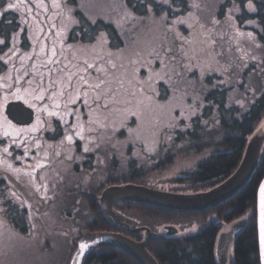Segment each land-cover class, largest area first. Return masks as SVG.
Instances as JSON below:
<instances>
[{"label":"rangeland","instance_id":"obj_1","mask_svg":"<svg viewBox=\"0 0 264 264\" xmlns=\"http://www.w3.org/2000/svg\"><path fill=\"white\" fill-rule=\"evenodd\" d=\"M224 1L187 0L189 11L183 15H180V10L177 13L186 22L176 24L174 28L171 21L175 16L170 15L166 22L162 18L164 13L154 8L151 14L146 9L145 15L137 16L126 6L125 0H60V8H54L52 0H43V8L37 7L40 0H24L19 9L4 13L0 24L4 19L3 22L8 25L0 30V39L10 43L11 38L15 37L21 55L31 53L33 45L38 52L41 43L50 48L53 41H57L59 49L61 38L56 36V32L61 29L63 43L76 48L94 43L95 37L104 33L108 43L103 46V52L97 46L96 52L82 51L80 57L91 59L95 55L106 56L110 50L117 64L125 66L120 70L121 73L126 70V80H131L133 84L146 80L150 72L160 73V78H153L154 88L159 95L153 96L150 108L138 106L133 99L131 104L117 105L118 110L107 120L102 117L97 120L93 114L92 119L97 122L91 125L93 131H85L79 155L72 157L66 148L45 144V151L50 152L53 148L49 147L55 145V149L59 148L66 156L65 163H61V170L65 171V185L55 190L53 199L44 201V209L41 200L31 199L22 188L16 190L20 197L16 201L21 208L13 212L27 214L24 213V209H27L28 214H34V218L28 217L30 228L26 235L19 234L14 225L3 218L6 211L2 208L4 200H0V264H68L72 245L78 241L77 237L83 232L80 231L82 226L90 218L83 201L79 198L75 202L68 199L67 194L73 187L84 185L82 189L88 190L89 185L93 184L91 187L96 188L98 182L104 181L123 185L120 180L112 182V179L125 180L130 173L135 175L140 171L138 174L143 173V181L134 180L125 184L153 187L172 193H190L185 185L174 184L172 180L185 171H192L198 161L208 158L214 150L206 147L210 143L208 138L203 139L206 141H203L202 146L196 149L191 147L194 145L188 132L198 128V132L204 136L203 132L218 129L220 114L225 112L228 115L233 109L238 110L236 117L240 118L264 91L263 47L254 38V32L238 28L236 21L228 18L241 13L237 2L232 6L227 4L230 6L225 9V17L217 19L216 15ZM7 2L0 0V5L6 6ZM11 2L20 3V0ZM69 8L72 10L71 18ZM0 12H3V7H0ZM129 13L135 19H131ZM245 23L252 25L251 21ZM105 25L113 29V36L118 37L114 42L110 38L111 32L104 28ZM41 28L43 31H40ZM7 30L10 32L4 36ZM238 32L244 33L243 37ZM249 32L253 33L252 39L247 36ZM169 48L175 59L165 55ZM181 49L187 53L186 56ZM0 55L3 53L0 52ZM13 63L15 68L21 67L18 57L14 61L10 60L0 70V77L5 78L0 80V84L10 82L7 80L8 75L14 78L20 74L15 71ZM32 63H36L35 58L25 61L29 71ZM223 88L227 90L219 94ZM4 94L0 89V101ZM80 112L87 128L88 110L83 107ZM133 112L136 114L133 115ZM4 116L5 107L0 109V140L4 139ZM69 118L66 117L67 120ZM60 124L51 120V127L38 131L40 134L36 139L41 140V132L44 131H50V137H54L60 130ZM262 125L264 116L253 135L264 136ZM62 126L65 129L64 124ZM61 141H64V134L63 138L59 137L54 143ZM8 144H11V140H4L0 149ZM85 145L89 148L87 152L84 151ZM198 149L202 151L196 156ZM0 154L4 160L0 167L6 171L16 169L11 164L14 162L9 158L10 155L2 151ZM73 163L79 164L77 169H74ZM158 163L161 165L155 166ZM8 164L12 165V169H8ZM30 165L32 167L33 163ZM105 184V187L109 186ZM17 223L23 226L20 221ZM165 226L157 227L154 231L162 233ZM176 228L182 235L195 233L198 229L196 224ZM225 249L228 264L232 258L231 243H227Z\"/></svg>","mask_w":264,"mask_h":264},{"label":"trees","instance_id":"obj_2","mask_svg":"<svg viewBox=\"0 0 264 264\" xmlns=\"http://www.w3.org/2000/svg\"><path fill=\"white\" fill-rule=\"evenodd\" d=\"M236 2L239 4L241 13L231 16L230 19L236 21L238 28H245L254 32V38L260 43L264 51V0H251L256 9L255 11H250L247 8L246 4L249 0H225L220 7L218 15H216L217 19L220 20L225 17V9L230 6L227 4L232 6ZM125 4L134 15L143 16L146 13V7L142 4V0H125ZM174 7L179 8L180 15L189 11L187 0H183V2L178 0ZM3 21L4 19L0 24L1 31L4 25H8ZM246 21H251L252 25L248 26L245 23ZM104 28L109 33L111 32L110 38L114 42L118 37L113 36V29L106 25ZM9 32L7 30L4 36L9 34ZM249 64L251 65L252 63ZM223 90L227 89L218 90L219 94H222ZM237 113L238 110L233 109L228 115H225V112L220 114L219 128L210 132H203L204 136L198 132V128L194 129V132L193 130L188 132L189 139L194 145L191 147L196 149L202 146L204 144L203 141H206L203 139L208 138L210 143L208 142L206 147H212L214 152L208 158L198 161L192 171H185V173L180 174L179 177L172 180V183L185 185L187 192L190 193L204 192L223 182L235 171L241 161L247 141L253 135L256 126L264 116V91L261 92L255 102L240 118L236 117ZM201 151L198 149L195 155H199ZM159 165L161 164H155V166ZM139 172L135 175L130 173L125 180L121 178L112 179V182L118 180L124 184L134 180L141 182L143 181V173L138 174ZM263 176L264 144L261 148L256 168L248 183L234 197L216 207L188 212L124 201L117 202L114 205V210L131 221L134 228L139 226L151 230V240L146 249L158 264H217L215 259L216 239L219 233L230 225L233 227L238 225L239 231L231 241L232 258L228 264H259L255 205L256 190ZM105 182L109 186L116 185L113 183H110V185L108 181H104L98 182L96 188L91 187L93 184L89 185L88 190L82 189L84 185L73 187L69 193L68 189V199L75 202L79 198L80 201L85 203L89 213L90 218L84 223L80 231L88 233L120 232L135 241H139L142 237V232H126L116 227L99 210L96 197L105 188ZM78 191H80V194L76 195ZM10 218L9 216L7 217V219ZM11 221L15 223L20 221L22 223L23 226L18 227L17 232L19 234H28L29 229L27 230L24 227L25 223L21 215L16 218L12 217ZM189 224L197 225L198 229L195 233L182 235L178 229L179 232L176 236H166L163 233L158 234V232L154 231L155 228L162 225L180 227ZM80 236L77 237V240L80 239ZM72 246L71 252L75 249L76 243ZM84 264L137 263L121 251L101 247L91 251L86 257Z\"/></svg>","mask_w":264,"mask_h":264},{"label":"snow or ice","instance_id":"obj_3","mask_svg":"<svg viewBox=\"0 0 264 264\" xmlns=\"http://www.w3.org/2000/svg\"><path fill=\"white\" fill-rule=\"evenodd\" d=\"M180 2H183V0H180ZM21 3H24V0H20V3H13L8 0L6 6L0 5V7H3V12H0V19L3 18L4 13L19 9ZM177 3L178 0H142V4L146 7L148 13L151 14L153 8H155L157 11L164 13L162 18L166 22H168L170 15L175 16L176 18L171 21L173 28L176 24L186 22L177 15L179 9L173 7ZM52 6L60 8L62 5L60 0H52ZM191 6L198 7L199 5ZM37 7H44L43 0H40ZM247 8L250 11L256 10L251 0H249ZM71 11L69 8V18H71ZM129 16L131 19H135V16H132L131 13H129ZM52 27H55V25ZM21 31H24V29H21ZM40 31H43V29L41 28ZM237 34L241 37L244 35L241 32ZM56 36L61 38L59 49L57 48V41H53L50 48L41 43L37 52L35 45H33V51L23 55L19 53L15 37L11 38L10 43L6 42L5 39H0V52L3 53V55H0V61H2L0 70H3V66L7 65L10 60L14 61L17 57L21 65V67L15 68L13 63L15 71L20 74L14 78L8 75L7 80L10 82L6 85L0 84V89L5 92L2 101H8L9 97H14L32 109L36 115L35 123L27 128L17 127L8 120L7 116H4V130L2 132L4 139L0 140V144L7 139L11 140V144L4 146L0 151L11 155L9 148L12 144L17 148L23 147V155L15 157L18 160L29 158L31 149L28 142L36 139L34 134L41 129L46 130L51 127L50 118L52 117H56L65 125L64 140L71 144L73 143V135L69 134L70 132H74L75 136L82 140L85 139V131H93L91 125L101 117L107 120L114 111L118 110L117 105L121 103L131 104L134 99L138 106L150 108L153 96L159 95L154 88L155 81L153 78L159 79L160 73L150 72L146 80L136 81L133 84L131 80H126V70L121 73L120 70L124 69L125 66L117 64L110 50L106 56L95 55L91 59L86 56L80 57L79 53L82 51L96 52L97 46H100L102 53L103 46L108 43L104 33L96 36L94 43L87 46L81 45L79 48L63 43V29L57 31ZM247 36L252 39L253 33L249 32ZM36 39L39 40L40 38L36 37ZM5 48H7V51H4ZM181 52L183 55H187L183 49H181ZM165 55L175 59L171 48L165 52ZM34 58L37 62L30 65L31 71H29V66L25 65V61ZM161 63L163 64V61ZM3 79L5 78L0 77V80ZM2 101H0V109L5 106ZM81 106L88 110L87 128L82 119L83 114L80 112ZM93 114L96 115L97 120L92 119ZM132 114L135 115L136 113L133 112ZM66 117H72L75 122L70 123ZM40 146L39 140L36 139L35 147L39 148ZM84 151H89L87 145H85ZM42 166L37 162L36 167ZM7 167L12 169L11 164H8ZM14 171L19 172L20 169L17 168ZM26 175L31 176V173H26ZM39 190V187H37L36 191L39 192ZM259 193L261 255H264V184L260 185ZM12 195L15 196V193H12ZM86 247V244H81L80 250L83 251Z\"/></svg>","mask_w":264,"mask_h":264},{"label":"water","instance_id":"obj_4","mask_svg":"<svg viewBox=\"0 0 264 264\" xmlns=\"http://www.w3.org/2000/svg\"><path fill=\"white\" fill-rule=\"evenodd\" d=\"M5 114L11 122L17 125H28L33 118L31 109L24 106L21 102L6 104ZM263 144L264 136L252 135L246 143L243 156L235 171L223 182L204 192L189 194L172 193L135 184L105 187L100 195L96 197L101 213L116 227L126 232H142V237L140 241H135L120 232H82L80 239L76 242L68 264H84L88 254L101 247L121 251L132 258L137 264H158L146 249L151 240V230L146 227L134 228L131 221L114 210V205L117 202L128 201L174 211L188 212L216 207L234 197L248 183L256 168ZM261 184H264V176L260 180L256 190L255 205L258 261L259 264H264V255H261L260 241L259 189ZM161 231L166 236H176L179 232L174 226H165ZM238 231L239 227L237 225L236 227L231 226L228 231L219 233L215 244V259L217 264H227L228 261L225 249L226 243L222 242L224 236L230 235V240L227 242L231 243ZM81 244L87 245L83 251L80 250Z\"/></svg>","mask_w":264,"mask_h":264},{"label":"flooded vegetation","instance_id":"obj_5","mask_svg":"<svg viewBox=\"0 0 264 264\" xmlns=\"http://www.w3.org/2000/svg\"><path fill=\"white\" fill-rule=\"evenodd\" d=\"M11 102H21L23 104V102L20 100L10 99L9 101H6L4 105L6 106V104L11 103ZM23 105L26 106L25 104ZM80 110L83 111V106L80 107ZM31 111L33 113V118H32V121L28 125H17L13 122L12 123L15 124L19 128L31 127V125L35 121V112L32 109ZM51 120L60 122L56 117H52ZM72 120L73 118L71 117L68 119L70 123ZM58 127L60 130H58L57 135H55L54 137H50L49 135V133H51L50 131L41 132L42 137H41V140H39L41 146L39 148L35 147L36 139H33L30 142H28L29 147L31 149L28 159H21V160L15 159L16 156L23 155L22 147L17 148L16 146L12 145L9 148V151L11 153L9 158H11L12 161L14 162L11 164L14 165L16 169L17 168L20 169L19 172H16L14 170L6 171L3 169V167H0V200H4L3 201L4 207L2 208H5L4 211H6L5 214H3L4 216L3 218H5L8 223H11L12 226L14 225V229H16L17 231H18V227H22V226L19 225V223H15L11 221L12 217L16 218L19 215H21L26 225V227L25 225L24 227L28 230L30 228L28 224L29 222L27 221L28 217L30 216L34 218L33 216L34 214H28V211H26L27 209H24V213L27 212V214H22L21 212L20 213L13 212L16 209L21 208L20 204L17 203L16 201L18 200V198H20L16 190H21L22 188L24 189V194H26L28 197H30L31 199L33 198L39 199L43 203L47 199H53L55 190H58L65 185L64 183V178H65L64 172L65 171L61 170L63 167L61 163L62 164L65 163L66 156L62 152H60L59 148L68 149L70 151V154H72V157L80 154L82 139L75 136L74 134H72L73 143L71 144H69L65 140L63 141V143H60V142L54 143L55 140L58 139L59 137L63 138L65 129L63 128L62 124H60ZM38 134H40V132H37L35 134V137H37ZM45 144H57L59 148L55 149V145H52L49 148H53V149L50 152H47L44 149ZM3 162L4 160L2 158V155L0 154V165ZM37 162H39L43 166L36 167ZM31 163H33L32 167H30ZM73 166H74V169H77V166H79V164L73 163ZM22 169H25V170L22 171ZM26 173H31V176L26 175ZM37 187H39L40 189L39 192L36 191ZM79 192L80 191H78L76 195L80 194ZM12 193H15V196H13ZM31 202H37V200L31 201ZM44 206H45V203L43 204V207L39 205V207H42L43 209H44ZM42 208L40 211H42ZM9 214L11 216H9ZM8 216L11 217L9 220L7 219ZM230 226L223 231H228ZM229 240H230V235H227V236H224V240H222V242L226 243Z\"/></svg>","mask_w":264,"mask_h":264}]
</instances>
